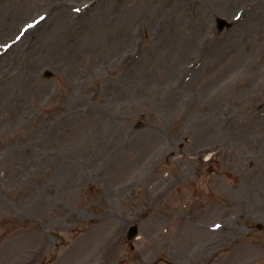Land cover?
<instances>
[{
  "label": "rangeland",
  "instance_id": "rangeland-1",
  "mask_svg": "<svg viewBox=\"0 0 264 264\" xmlns=\"http://www.w3.org/2000/svg\"><path fill=\"white\" fill-rule=\"evenodd\" d=\"M207 257L264 264V0H0V264Z\"/></svg>",
  "mask_w": 264,
  "mask_h": 264
},
{
  "label": "water",
  "instance_id": "water-1",
  "mask_svg": "<svg viewBox=\"0 0 264 264\" xmlns=\"http://www.w3.org/2000/svg\"><path fill=\"white\" fill-rule=\"evenodd\" d=\"M134 235H136V228H134V229L132 230L131 234H130L131 237H134ZM131 237H130V238H131Z\"/></svg>",
  "mask_w": 264,
  "mask_h": 264
},
{
  "label": "snow or ice",
  "instance_id": "snow-or-ice-1",
  "mask_svg": "<svg viewBox=\"0 0 264 264\" xmlns=\"http://www.w3.org/2000/svg\"><path fill=\"white\" fill-rule=\"evenodd\" d=\"M29 27H31V25H29Z\"/></svg>",
  "mask_w": 264,
  "mask_h": 264
}]
</instances>
